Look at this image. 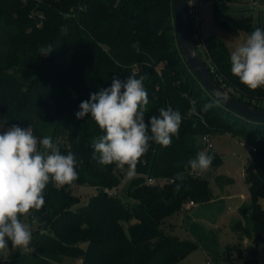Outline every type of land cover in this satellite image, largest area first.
Returning <instances> with one entry per match:
<instances>
[{
	"label": "trees",
	"instance_id": "obj_1",
	"mask_svg": "<svg viewBox=\"0 0 264 264\" xmlns=\"http://www.w3.org/2000/svg\"><path fill=\"white\" fill-rule=\"evenodd\" d=\"M202 1L211 2L219 27L253 31L252 17L228 15L223 0ZM173 5L174 0H0V122L31 126L38 138L50 135L62 154L72 152L82 161L72 185H47L45 205L28 216L29 250L9 255L14 264H54L66 256L79 257L80 264H175L196 247L223 261L241 254L239 243L221 248L218 231L194 217L186 220L188 238L164 227L188 202L222 210L223 201L220 207L212 201L211 175L185 172L182 182L176 179L187 161L204 151L202 136L217 131L233 132L251 147L245 166L251 203L239 207L242 219L233 229L252 241L249 250L256 254L264 240V123L227 108L193 73L179 47ZM202 39L200 51L217 81L242 101L264 108V88L250 90L231 74L229 47L215 34ZM41 49L51 51L41 54ZM133 74L145 77L146 120L168 106L183 120L170 147L150 142L127 182L126 167L102 166L93 158L92 141L101 130L90 114L78 120L75 113L90 93L109 87L113 76L123 80ZM208 104L213 107L204 111ZM213 150L208 154L216 167L221 158ZM149 176L169 180L149 183ZM215 180L232 181L222 175ZM74 185L96 192L82 204ZM4 257L0 250V264Z\"/></svg>",
	"mask_w": 264,
	"mask_h": 264
},
{
	"label": "clouds",
	"instance_id": "obj_2",
	"mask_svg": "<svg viewBox=\"0 0 264 264\" xmlns=\"http://www.w3.org/2000/svg\"><path fill=\"white\" fill-rule=\"evenodd\" d=\"M50 49H41L47 54ZM230 71L241 84L250 90L264 88V29L256 28L230 53ZM144 76L129 75L126 79L113 76L109 87L90 93V99L82 101L75 113L78 120L90 114L101 130L92 141L93 158L102 166L115 165L127 168L126 175H135L137 164L149 151L150 142L170 147L172 138L179 136L183 120L178 110L161 107L158 116L145 119L148 92ZM195 111V100H191ZM213 107L205 105L204 111ZM0 122V129L3 128ZM214 156L199 151L184 165V171L176 174L183 181L185 172L206 173ZM74 153L62 154L53 137L38 138L31 126L21 128L13 124L0 131V250L8 247L29 250L32 227L24 222L33 211L45 205L44 191L52 182L63 187L72 185L79 174ZM182 187L176 185V191Z\"/></svg>",
	"mask_w": 264,
	"mask_h": 264
},
{
	"label": "rangeland",
	"instance_id": "obj_3",
	"mask_svg": "<svg viewBox=\"0 0 264 264\" xmlns=\"http://www.w3.org/2000/svg\"><path fill=\"white\" fill-rule=\"evenodd\" d=\"M222 5L223 10L232 17H252L253 30L256 28L264 29V0H258L257 5H254L253 0H223ZM211 9L212 4L210 1L202 2L201 12L203 19L200 24V31L203 36H206L208 32L206 30L208 29H205V25H214L213 32L229 47L231 52L238 44L242 43L247 38V36L251 34V32L247 30H239L236 32L213 24ZM195 36L197 38L200 37L198 30L195 31ZM208 61L210 62L211 60L208 59ZM262 103L264 105V99L262 100ZM10 126L12 125L3 124V128L0 129V131L6 130ZM211 140L213 142V151L217 153V155L221 158V161L216 167L212 165L211 168L203 174H209L212 177L210 186L214 196L213 198L215 199L214 202L218 201V204H215V206L217 207L222 203L220 202L223 201L220 198L222 195L234 197L232 200L231 198L230 200L227 198L230 202L236 201V198H239L237 201H240L242 200L241 197H243V200L246 201L247 204H250L251 196L245 175V166L248 165L250 161V145H243L240 141V138H238L235 133L227 131L214 132L211 134ZM216 175H222L223 178L225 176L229 177L232 179V181L231 183H226V181L216 182ZM130 179L131 177H127V182H129ZM125 181L123 183H125ZM73 191L75 194L80 196L81 203L84 204L87 202L89 197L96 192V189L93 187H80L78 185H74ZM236 202H233L234 204H232L223 214H221L223 211L220 213V218L217 221L216 227L221 248H224L227 244L239 243L242 253H235L229 259L223 261L218 260L203 248L196 247L175 264H264V240L259 243L256 254H253L249 250L252 245V241L240 239L233 229V225L237 223L239 218ZM260 203L264 208V197L260 198ZM198 209L200 208L193 207V205L188 202L184 209L178 213H175L166 220L164 227L167 230L179 234L184 238L190 237L188 230L185 228L183 220L188 213L192 215V213H197ZM23 219L24 222L31 225L29 217ZM32 223L34 227H36L37 224L35 222ZM3 251L5 252V257L2 258L1 263L14 264V258H10L9 255L15 256L17 253L21 252V249L11 247L5 248ZM80 263L81 259L79 257L66 256L62 262L54 264Z\"/></svg>",
	"mask_w": 264,
	"mask_h": 264
},
{
	"label": "water",
	"instance_id": "obj_4",
	"mask_svg": "<svg viewBox=\"0 0 264 264\" xmlns=\"http://www.w3.org/2000/svg\"><path fill=\"white\" fill-rule=\"evenodd\" d=\"M189 0H174L173 13L179 47L190 69L207 90L223 105L246 119L264 123V108L252 106L234 96L218 82L195 39L188 11Z\"/></svg>",
	"mask_w": 264,
	"mask_h": 264
},
{
	"label": "built area",
	"instance_id": "obj_5",
	"mask_svg": "<svg viewBox=\"0 0 264 264\" xmlns=\"http://www.w3.org/2000/svg\"><path fill=\"white\" fill-rule=\"evenodd\" d=\"M202 2H203L202 0H189L188 11H189V16H190L194 36H195L196 30H198V32L200 33L199 38H197L195 36L196 41H199L198 46H199V48L201 47V49H205V45H204V42L202 39L203 35L200 31L201 30L200 24H201V21L203 19V15L201 12ZM253 3H254V5H257L258 0H253ZM211 70L212 71L214 70L213 65L211 66ZM240 141L243 145L247 144L245 141H242V140H240ZM202 143H203V147H204L205 152L209 153L213 149V142L211 140V134L210 133L204 134L202 136ZM200 174H202V173H197V174H193V175H200ZM168 180L169 179H167V178H156V177H151V176H149L147 178V181L149 183H161V184H163ZM106 192L109 195H115L117 193V190L116 189L115 190L106 189Z\"/></svg>",
	"mask_w": 264,
	"mask_h": 264
},
{
	"label": "crops",
	"instance_id": "obj_6",
	"mask_svg": "<svg viewBox=\"0 0 264 264\" xmlns=\"http://www.w3.org/2000/svg\"><path fill=\"white\" fill-rule=\"evenodd\" d=\"M211 13H212V9H211ZM212 21H213V24H216L215 22H214V19H213V13H212ZM211 21V22H212ZM206 27H205V29H208V30H206V31H208L207 32V34H206V36L207 35H211V34H215L213 31H214V25H208V24H206L205 25ZM203 35V34H202ZM217 176V175H216ZM232 180V179H231ZM221 200H223V207H222V210L219 212V211H211V209H206V210H204V209H199L198 210V213H192V215L190 214V213H188L185 217H184V220H183V223H184V225H185V228L187 229V227H186V220H187V218H189V217H194V219H196V220H198L200 223H202L206 228H213V229H216L217 230V227H216V225H217V221L219 220V218H220V213L221 214H223L232 204H234L233 202H236L237 201V199H239V198H236L235 200L236 201H232V202H230L229 200H230V198H231V200L232 199H234V197H230V196H225V195H222L221 197ZM229 200H228V199ZM242 198V200H238L236 203V207H237V209H238V212H239V218H238V220H240V219H242V215L240 214V211H239V207L243 204V203H247L246 201H244L243 200V197H241ZM213 202L215 201V199L213 198V200H212ZM191 205H193V207H199V205L198 204H196V203H190ZM191 215V216H190ZM237 235V234H236ZM245 239H247L248 240V238H245Z\"/></svg>",
	"mask_w": 264,
	"mask_h": 264
}]
</instances>
